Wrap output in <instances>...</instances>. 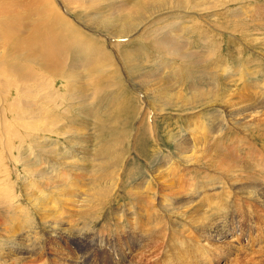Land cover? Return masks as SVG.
Returning a JSON list of instances; mask_svg holds the SVG:
<instances>
[{"label": "rangeland", "instance_id": "rangeland-1", "mask_svg": "<svg viewBox=\"0 0 264 264\" xmlns=\"http://www.w3.org/2000/svg\"><path fill=\"white\" fill-rule=\"evenodd\" d=\"M83 1L84 9H82V12L88 14L87 17H90L95 21H98L99 19H94V14H99L101 17H107L112 14H118L124 9L122 4L124 3V0ZM230 1L231 0H220L219 3L213 5L214 8L206 10V14L202 17L200 16V12H194L191 10L186 13V17L184 18H182V16L176 10L170 12L171 8L157 11L151 17L149 27H147V31L148 28L151 29L149 34L146 38L143 37L142 40V38L139 37L140 34L142 35L141 32L143 31V28L139 32H135L134 35H129L126 38L116 39L106 32L85 25V21L83 19L81 20V18L79 17L77 18V15H74L68 9V7L64 5L63 1L55 0V3L58 7H60L59 9H61L62 14L66 18L74 23L78 28H81L82 30L87 31V33L95 35L104 40L107 43V47H109L110 43H113L116 40L119 44L127 43L131 46L133 45L132 47H124L125 52L131 51V48L133 49L138 47L139 52L136 53L133 58L137 61H141L143 63L142 68L150 74V76L147 78L150 82V99L147 92L141 86L128 78L126 67L118 57L116 49L113 47L111 49L113 59L118 65L120 72L119 74L122 77L121 79H123L127 87L138 96L139 100L141 102L143 101V109H141L142 111H140L139 117L138 119H136L138 115L137 104L131 103L130 101H128L127 103L124 98H128L126 95H124V97L119 96L114 88L109 85L107 80L102 77L100 72L89 68L91 63H87V61H84V59H80V50L74 48L68 50V52L64 51V54L61 55L62 61L56 64H52L46 59L45 61H38V63H36L28 59L25 60L23 57H18L16 52V45L18 43L33 41L36 48L46 49L49 46V40L52 41L53 47H55L56 40L54 38L49 39L48 31L50 30L47 28V24L44 21L42 15V9L39 7L37 1L0 0V29L5 27L7 29L9 28L8 30L10 31H8L10 35L9 33L8 35H0V37H4V39H0V54L5 51L7 46L12 44L14 49V59L7 63V66L9 67V65L13 63L14 67L12 68L16 69L20 76L24 78H33L40 84H42V86L45 82V87L47 86V88H50L49 91L51 93L50 99L52 101V105L47 104L46 102L44 103L42 100L38 101L37 103H39V106L44 107L43 109L46 110L45 114L48 113L51 119L57 121V127L59 131L63 130L66 133L65 135H57L56 132L54 134H35V137L37 136L39 140L35 137L33 138V140L35 139V141H40L41 143L37 144L36 148L38 147L37 149L40 150V152H42L45 156H51L53 159H57L61 165L69 166L71 172L70 175L67 176H72L71 179L67 177L65 179L60 178L61 180H59L58 173L54 171L49 176L53 180L49 182L55 183H52L50 186L47 182V177L40 176L36 172L37 170H43L44 168H46L44 166V163L41 162L42 160L40 161V157L38 155H31L32 160H29L27 158V155L29 153V151L27 150L31 142L28 141L26 142L27 144L24 143L23 147L19 146L21 145L20 142H15L17 148H15L12 153L15 158H11L6 154V166L0 168L2 170L0 171V264H26L37 257V255H35V253L38 252L36 251V249L41 250V245H38L40 239L38 241H35L34 238H32L37 235L34 234L29 236L26 231H24L26 237L22 236L21 238V236L19 237L15 234L17 228L22 225H30L29 231H34L35 229L41 234L44 232L43 237L44 239L47 238L45 239L47 247H45V251H43V253H48V262H50V264H74L75 262L81 264L79 258L80 255L84 253V251H88V248L86 247L87 245H83L81 242H79V240L76 241L74 239L67 238L70 237V235H67L66 232L62 233V227L55 226L56 229L54 230L56 231V234H49V231L47 230L50 228V226L52 228V223L51 221H48L47 218L48 215H53V212L58 213L62 216L60 217L62 221L66 222V228L70 227V225H68V223L70 222L72 225L76 224L77 226L82 227V229L80 230H83L82 232L84 233L90 231L88 232L90 236L95 232H99L100 229L106 228V238L109 237L111 240L117 238L119 239L118 243L111 247L110 245H106V248L93 247L91 249L93 252V256H89V258H93L91 264H115V261L123 263L125 258L124 256H121V252L123 248H127L126 245H124V242L127 241L128 238L124 237L123 233L120 232V230L117 231L116 226L114 225L118 226V224H121L122 228L125 230L131 229V225L124 219L121 220L123 222H119V220L117 222L116 212H118L120 203H115L114 201H112V203L108 202L109 204L107 203V200L110 198V196H108L107 194L112 193L114 182L109 183L110 179L104 175V170L108 167H104V169H100L97 167L100 164H117V168L119 169V164L125 161L123 170L119 169L120 180L123 178L124 179L122 181L119 180V182H124L125 184L126 175L131 176V174L132 176H134H131V179L134 178L133 180L139 179L141 177H147L148 167L155 165L161 159L160 154L151 157L152 150L158 147H162L161 149L163 150L173 149V146L175 147V144L179 141V139H181L180 134L183 137L185 136L184 134L189 131V119L192 120V123H195V126L198 129L203 126V122L205 124L204 126L209 125V116L214 109L212 107L206 108L205 111H199L192 114L177 113L183 111L185 108L181 101V97L186 94L185 86L180 83L168 82L166 80H163V78H165L163 73L161 71H156L157 67H160L161 65H159V60L160 58H162V56H160L162 55V53L160 51L157 52L158 48L156 45L154 47L150 45V42L152 40L151 38H158L166 31H176L174 28L180 27L183 29L181 33L183 37L180 36L178 40L181 39L179 41L181 43H185V41L188 40V36L190 38L191 31L194 30V28H197V33L206 34L207 36H209L210 40L214 38L218 40L217 42L219 43L220 37H228L226 31L229 33V29L226 28L233 27L235 30L234 32H236L237 38L234 44L239 49L237 58L244 62L243 67L242 65H240L239 72L246 68L252 70L254 69L253 72L256 71V76H258V78L260 79V74L262 73H259V70L264 69V0H241L242 2ZM221 3H223V5H220ZM73 4L75 7L79 8V5L75 0H73ZM217 5L220 6L216 8ZM189 13L192 16L188 15ZM217 13H219V15ZM195 18H198L199 20ZM213 21L215 23H218L220 21L219 23L223 22L222 24L224 25L225 23V25L221 28V30L212 32V29L209 30V28L206 26V23H213ZM165 22H168V25ZM171 22H173V24ZM236 22L238 25L236 24ZM49 25L53 29H51V33H53V35L56 34V37L60 38V31L56 28V25H52L50 22ZM156 30H159V36H157L158 34L155 33ZM184 37H186L187 39ZM134 39H136L137 42ZM174 39L173 40L177 42V39ZM186 44L188 45L187 41ZM61 46L62 45H60V47ZM216 46L217 45L213 47ZM153 48L155 51L153 50ZM224 48L225 47H222L223 50ZM190 50L196 52L199 49L191 47ZM180 51L173 50L170 54L169 51L164 50V53L168 54V56L166 57L170 60L169 62L171 64V67L169 69L170 71L168 72L180 71L181 73L182 70H184L188 65L186 64L187 62L183 57V53L186 52V49H182V52ZM155 53L156 56H154ZM0 61H3L2 58L0 59ZM23 63L26 64L27 67L24 66ZM33 67L36 71H38V74L34 69H32ZM241 78L242 77L238 75L236 80H242ZM24 84L29 86V82H24ZM40 90L41 87L37 89V91ZM154 103L161 109L169 111V113L167 112V114L165 115L155 114V107L153 106ZM151 107L153 108V110L151 109V111L147 112V115H145V117H142L144 109L146 108L148 110ZM142 118H144L143 122ZM152 121L155 122L153 123ZM138 123L140 124V128H136V126L139 125ZM230 127L235 128L232 125ZM263 127L264 125H262L261 127L252 125L239 126L238 131L243 130L242 132L247 134V138L245 137L243 142H240L239 138L234 139L232 142L225 139L217 141L218 146L216 145L214 140L210 138V136H216V133L213 134L206 132V134L208 133L209 135H204L202 139H198L199 142H197V140L196 143L190 144V149L193 148L195 150H201L202 153L209 154L211 155V157L208 161H204L203 158H200V165H188L189 168L187 169V177H206L207 174H214V178L216 179H213V181L216 180V184H218V181L221 183L223 181L221 179H223L222 177L224 176V171H221L220 169L216 170L214 169L215 167H212L211 169H209L208 167L207 169V166H211L212 162H214L219 167L232 166L234 169L236 168L234 170V174L229 175L228 177L231 180L234 179V181L237 183H242L248 180L247 176H249L250 178V174H254L256 177L257 175H259V173H264V169H261L262 172L260 169H257L256 165H258L257 161H259V159L257 155L252 153L253 150V152L259 155H264ZM7 129L8 128H6V130ZM153 130H155V132H153ZM56 131L58 130L56 129ZM130 134H132L131 138L129 137ZM43 137H46L45 140L42 139ZM84 137H86L87 140ZM118 137L123 140H127L126 143H122V149L125 153V160L123 156L121 159V163L119 161L112 162L110 161V159L107 160L109 157L108 155L99 156L97 154V152L100 151V147L104 145V147L109 148V145L112 143V139ZM205 137H207V139L203 141ZM74 140L75 142H73ZM1 146L2 144H0V147ZM30 146L33 145L31 144ZM125 147L128 149H126ZM85 149L87 150V152ZM115 150H117V148ZM24 151L27 152L25 153ZM55 151L56 153H54ZM59 153L61 154L58 155ZM219 173H221L222 175L220 174V176ZM54 174H56V178ZM251 179L253 178L251 177ZM26 180H29L31 182H27ZM131 183L133 182H129V185ZM124 184L121 185L120 190L122 189V186ZM242 187L244 186L242 185L239 188ZM243 189L244 191L242 193L246 195L247 189ZM69 190L71 191L69 192ZM62 191H64L66 196L70 195L68 196V198H71V202L69 200L68 205L66 206V213L64 210L60 209V203L58 204L57 202L52 204L54 207L50 205L49 207L45 208L42 206L41 200L40 206V199L45 198L46 195L59 198V193H62ZM46 192L48 194H46ZM113 192H118L117 188ZM96 193L97 195H95ZM99 196L101 197V200ZM254 199L255 198L250 199V201H252V207L251 209H248L251 210L250 214L247 212L248 210L243 206L239 207L241 208L239 209L236 206L238 204L237 201H234L235 203L232 202L233 197L230 198V201L232 203L228 202L229 204L227 203V209L220 213L222 215L223 221L228 222V224H223V226L229 228L230 232H232V235L235 234V237L237 236L236 239L235 237L233 238L236 242H238L239 244L242 242L238 246V248H236V250L233 249V252L227 255V257L223 261V264H244L245 262H249L247 260H249L250 257H252V259L255 261H259L262 258L261 256H264V242L261 243L258 237H255L256 233L260 232V226L256 225V220L260 213L264 214V209H262L261 207L259 208L258 203ZM119 201H122V199H120ZM101 202L103 204H101ZM69 205L73 206L71 207ZM16 207L18 208L16 209ZM205 209H207V207H204V210L202 209L201 211H205ZM181 212L183 213L182 210H175L172 213L169 212L170 219L172 221H182V224L183 220L189 221L191 219L187 218V214L186 216L181 217L180 215H183ZM237 218H239L240 221H235ZM16 223L18 226L16 225ZM125 225L127 227H125ZM236 225L239 227L233 228ZM45 228H47L46 231L44 230ZM135 229L138 231L139 228L135 227L134 230ZM155 232H160V234L162 235V230H157ZM195 232L196 230H194L191 236H194V238H198V236H196L197 234L195 235ZM240 233L242 236H240L238 239V234ZM160 234H158L157 237ZM186 234L188 235L189 233ZM248 234H251L252 237L254 236L249 242L245 241L248 239ZM11 236H14L15 238H12ZM40 237L41 236H39V238ZM63 237L65 239H62ZM142 238L146 241V243H150L149 237H147L146 234H143ZM162 238L164 237L162 236L161 239ZM92 239L93 244L98 243L99 236L95 235ZM241 239H243V241ZM51 241H53V243H51ZM168 242H170V239L169 241L164 242L163 246L165 247L162 248L161 252L164 253L166 249H169ZM34 245H36L35 248ZM147 249H150V247H147ZM114 250L121 251L119 252V256H117L116 260L113 259L112 252H114ZM71 255L73 259L70 260V258H72ZM125 255L129 257V255H131V252L126 251ZM138 256H142L141 252L138 253ZM159 258L162 257L159 256ZM34 263L48 264L41 258L36 259ZM154 264H156V262Z\"/></svg>", "mask_w": 264, "mask_h": 264}, {"label": "bare ground", "instance_id": "bare-ground-1", "mask_svg": "<svg viewBox=\"0 0 264 264\" xmlns=\"http://www.w3.org/2000/svg\"><path fill=\"white\" fill-rule=\"evenodd\" d=\"M35 1H37L39 7L42 9L44 21L47 24V28L50 30L48 31L49 39L54 38L56 40V48L52 46L51 40L48 41L49 46L46 49H38L34 46L33 41H26L23 43H18L16 45L17 56L23 57L25 60L28 59L36 63H38V61H45L46 59L50 63L56 64L62 61L61 55L64 54V51L68 52V50L74 48L80 50V59H84V61H87V63H91L89 68L100 72L102 77L107 80L109 85L114 88V90L119 94V96L124 97V95H126L128 98H124L127 103L128 101H130L131 103L137 104L138 115L136 119H138L140 111H142L141 109H143V101L141 102L138 96L134 92H132L124 83L123 79H121L122 77L119 74L120 72L118 65L114 61L113 54L111 53L112 47L115 48L118 57L126 67L128 78L139 86H141L147 92L150 99V82L147 79L150 74L142 68L143 63L141 61H137L133 58V56L139 52L138 47L132 49L131 47L133 45L131 46L127 43L119 44L117 40L113 43H110L109 47H107V43L104 40L100 39L95 35L87 33V31H84L81 28H78L74 23H72L68 18H66L62 14L61 9H59L60 7H58L55 3V0ZM61 1L64 2V5L67 6L68 9L74 15H77V18L79 17L81 18V20L83 19L85 21L84 24L89 27L106 32L107 34L116 39L126 38L129 35H134L135 32H139L143 28V31L141 32L142 35L140 34L139 37L143 40V37L146 38L151 30L148 28L147 31V27H149L151 17L157 11H161L166 8H171L170 12L176 10L182 16V18H184L186 17V13L191 10L194 12H200V16L202 17L206 14V10L214 8L213 5L219 3L220 0H124V3H122L124 9L122 12L120 11L118 14H112L107 17H101L99 14H94V19H99L98 21L87 17L88 14L82 12V9H84L83 0H75L78 3L80 9L74 6L73 0ZM231 1L238 2L241 0ZM223 3H221L220 5H223ZM220 5H217L216 8ZM217 14L219 15V13ZM188 15L191 14L189 13ZM49 22L52 25H56V28L60 31V38H57L56 34L53 35V33H51L52 28L50 27ZM219 22L215 23L213 21V23H206V26L209 28V30L212 29V32H217L221 30V28L225 25V23L223 25V22ZM171 23L173 24V22ZM6 29L7 28L5 27L1 28L0 35H8L10 31L8 30L9 28L7 30ZM174 29L176 31H166L163 35L158 38H151L152 40L150 42V45H152L153 47L156 45L158 48L157 52L160 51L162 53V55H160L162 56V58H160L159 60V65H161L160 67H157L156 71H161L163 73L165 77L163 78V80H166L168 82L180 83L185 86L186 94L181 97V101L185 108L183 111L177 113L192 114L199 111H205L206 108L209 107H212L214 109L210 113V122L208 123V126H204L205 124L203 122V126L198 129L195 126V123H192V120L189 119V131L186 132L184 134L185 136L183 137L180 134L181 139H179V141L177 142L178 144H175V147L173 146V149L163 150L161 149L162 147H158L152 150L151 157L160 154L161 159L155 165L148 167L147 177H141L139 179L133 180L134 178L131 179L132 174L129 172L131 176L126 175L124 173L126 175L125 184L124 182H119V169L123 170L125 162L123 161V164L121 163V159L123 156L125 160V153L122 149V143H126L127 140H123L119 137L113 138L112 143L109 145V148L104 147V145L99 148L100 151L97 152L99 156L108 155L109 157L107 160L110 159V161L112 162L119 161L121 163L119 164V169L117 168V164H100L97 168L104 169V167H108L104 170V175L110 179L109 183L114 182V188L112 190V193L107 194L108 196H110V198L106 199H108L107 203H112V201H114L115 203H120L118 212H116L117 222L118 220L120 222L124 219L131 225V229L129 230L123 229L121 224H118V226L114 225L116 226L117 231L120 230V232L123 233L124 237L128 238L127 241L124 242V245H126L127 247L126 249L123 248L122 252L117 250H114V252H112L114 260H116L117 256H119V252H121V256H124L125 258L123 263L115 261V264H154L155 262L156 264H223V261L225 260L227 255L233 252V249L236 250V248H238V246L242 243L241 241L240 244L236 242L233 239L235 237V234L232 235L230 229L226 226H223V224H228V222L223 221L222 215L220 213L227 209L229 204L228 202H231L230 198L233 197L232 202L237 201L238 204L236 206L238 208L243 206L247 210L251 209L252 207V201H250V199L255 198L254 200L258 203V207L264 209V173L261 170L264 169V155H259L253 152L252 148V153L257 155L259 159V161H257L258 165H256L257 169H260L262 172L261 174L259 173V175H257L256 177L254 174H250L253 179L247 176L248 180L242 183H237L234 181V179L231 180L228 177L229 175L234 174V170L236 168L234 169L232 166L229 165V167H219L214 162H212L211 166H207V169L208 167L209 169L215 167L214 169L216 170L220 169L221 171H224V176L222 177L223 179H221L223 180V183H220L218 181V184H216V180L213 181V179H216L214 178L215 175L210 173V175L207 174L206 177H187V169L189 168L188 165H200V158H203L204 161H208L211 157V155L209 154L202 153L201 150H195L193 148L190 149V144H194L198 139H202L204 135L208 134H206V132L213 134L216 133V136H210V138L213 139L216 145L218 146L217 141L225 139H227L228 141L230 140L232 142L234 139L239 138V141L243 142L244 138H247V134L243 133V130H239V132V126L252 125L256 127H261L262 125H264V69L259 70V73L261 72L263 74H260V79L258 78V76H256V71L253 72L254 69L252 70L246 68L239 72V67L240 65H242L243 67L244 62L237 58V53L239 52V49L234 44L237 38L236 32H234L235 30L233 27L226 28L229 29V33L226 31V34L228 35V37L226 38L228 39H226L224 36L220 37L219 43L217 42L218 40L214 38L210 40L209 36H207L206 34L197 33V28H194V30L191 31L190 38L188 36V40H186L188 45L186 44V41L185 43H181L179 41L181 39L178 40L180 36L183 37L181 34L183 29L180 27ZM158 31L156 30L155 33L158 34ZM50 33L52 34V36ZM157 36H159V34ZM1 38L4 39V37H0V39ZM174 38L177 39V42L174 41ZM134 40L137 42L136 39ZM60 45L62 46L60 47ZM215 45L217 46L213 47ZM129 46H131V51L125 52L124 47L126 48ZM190 46L192 48H198L199 50L193 52L190 50ZM222 47H225L226 49L224 48L223 50ZM182 49H186V52L184 51L185 53H183V57L185 58V61L187 62L186 64L188 65L186 67L184 66L185 69L182 70L181 73L180 71L168 72L170 71L169 69L171 67V64L169 62L170 60L166 57L168 56V54L164 53V50L169 51L171 54V51L173 50H181L180 52H182ZM154 56H156V53ZM1 58L3 61H0V144H2V146L0 147V168L6 166V154L9 155L11 158H15V156H13L12 154L14 149L17 148L15 142H20L21 145L19 146L23 147L24 143L30 141L33 146H30L31 144L29 145L27 150L29 151L27 158L29 160H32L31 155H38L40 157V161L42 160L41 162L44 163V166L46 168H44L43 170H37L36 172L40 176H46L48 179L47 182L51 186V184L55 182H49L53 180L49 176L54 171L58 173L59 180H61L67 178V175H70L71 169L69 168V166L61 165L57 159H53L51 156H45L42 152H40V150L37 149L38 147L36 148L37 144H39L40 141H35V139L33 140L35 134L39 133L54 134L56 132L57 135L66 134L63 130L59 131L57 127V121L51 119L48 113L45 114L46 110L43 109L44 107L39 106V103H37L38 101L42 100L44 103L46 102L47 104L52 105V101L50 99L51 93L49 91L50 88H47V86L45 87V82L42 86V84H40L33 78H24L20 76L18 71L12 68L14 67L13 63L10 64L9 67L7 66V63L14 59V49L12 44L7 46L5 51L0 54V59ZM23 65L27 67L26 64L23 63ZM32 69H34V67ZM35 72L38 74V71L35 70ZM238 75L242 77V80H236ZM24 82H29V86L24 84ZM39 87H41V90L37 91ZM153 106L155 107V114L157 115H165L167 114V112L169 113V111L161 109L155 103ZM151 109L153 110L152 107L148 110L145 108L142 117H145V115H147V112L151 111ZM143 121L144 118H142V122ZM231 125L235 128H231ZM6 128H8V131L6 130ZM136 128H140V124L137 125ZM56 129L58 131H56ZM153 132H155V130H153ZM131 135L132 134H130L129 136L130 138ZM35 138L39 140L37 136ZM45 138L43 137L42 139L45 140ZM206 139L207 137H205L203 141H205ZM73 142H75V140ZM197 142H199V140ZM116 148L117 150H115ZM54 153H56V151ZM61 153H59L58 155H60ZM0 171L2 170L0 169ZM220 174L221 173H219V175ZM54 175L56 178V174ZM71 177L68 178L71 179ZM123 179H121L120 181H122ZM27 182L31 181L28 180ZM129 182L133 183L129 185ZM121 183L124 185L120 190V187L122 185ZM242 185L244 187L239 188ZM116 188L118 192H113L114 190H116ZM243 188L247 189L246 195L242 193L244 191ZM70 191L71 190H69V192ZM62 193H64V191H62ZM62 193H59V198L46 195L45 198L40 199V206L41 200L42 206L45 208L49 207L50 205L53 206L52 204L57 202L58 204L60 203V209L65 211V209L67 208L66 206L68 205V201L71 198H68V196L70 195L66 196L65 193ZM46 194L48 193L46 192ZM95 195H97V193ZM120 199H122V201H119ZM101 204L103 203L101 202ZM69 206L72 207L73 205ZM204 207H207V209H205V211H201L202 209L204 210ZM17 208L18 207H16V209ZM175 210H182L183 213H181L183 215L180 216L184 217L187 214V218L191 219L189 221L183 220V224L182 221H172L169 217V212L172 213ZM247 212L250 214L251 210H248ZM60 216V214L54 212L53 215H48L47 220L51 221L52 228L50 226L48 230L47 228H45L44 230L49 231V234L51 233L55 235V226L62 227V233L66 232L67 235H70V237L67 238L74 239L76 241L79 240V242H81L83 245L86 244L88 251H84V253L80 255L79 261L81 264H91L93 258H89V256H93V252L91 250L93 247L106 248V245H110L111 247L116 245L119 241L118 238L111 240L109 237L108 240L105 234L106 228L100 229L99 232H95L91 234V236L88 233L90 231L84 233L82 232L83 230H80L82 229V227H79L76 224L72 225L70 222L68 223L70 227L66 228V222L62 221V216ZM235 221H240V219L237 218ZM256 225L260 226V232H257L255 237H258V239L262 243L264 242L263 213H260V215L258 216L256 220ZM125 227L127 226L125 225ZM135 227L139 228L138 231L136 229L134 230ZM237 227L239 226L236 225L233 228ZM29 228L30 225L19 226L15 234L19 237L21 236V238L22 236L26 237L24 231H26L29 236L34 234L37 235L32 238H34L35 241H38L40 239L38 245H41V250L36 249V251H38L37 253H35L37 257H35L33 260L29 261L26 264H36L34 262L36 259L39 258L45 260V262L50 264V262H48V253H43V251H45V247H47L45 240L47 238L44 239L43 237L44 232L41 234L35 229L34 231H29ZM157 230H162V235L160 234V232H155ZM194 230H196L195 235L197 234L196 236H198V238H194V236H191ZM186 233H189L190 235H187ZM143 234H146L147 237H149L150 243H146V241L142 238ZM158 234L160 235L157 237ZM95 235L99 236V241L98 243L93 244L92 238ZM238 235L239 239V237L242 235L241 233ZM39 236L41 237L39 238ZM162 236L164 238L161 239ZM11 237L15 238L14 236ZM253 237L251 234H248V239L245 241L249 242L252 240ZM62 239L65 238L63 237ZM169 239V249H166L164 253L161 252L162 248L165 247L163 246L164 242L169 241ZM241 240L243 241V239ZM51 243H53V241H51ZM35 247L36 245H34V248ZM147 247H150V249H147ZM126 251L131 252V255H129V257L125 255ZM139 252H141L142 254L141 257L138 256ZM159 256L162 258H159ZM261 257L262 258L259 261H255L252 259V257H250V259L247 260L249 262H245L244 264H264V256L262 255ZM71 259H73V257L70 258V260ZM74 264L78 263L75 262Z\"/></svg>", "mask_w": 264, "mask_h": 264}]
</instances>
